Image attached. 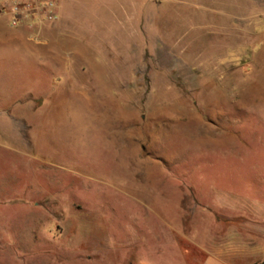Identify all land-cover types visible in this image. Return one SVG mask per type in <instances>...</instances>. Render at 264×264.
<instances>
[{
	"label": "rangeland",
	"instance_id": "obj_1",
	"mask_svg": "<svg viewBox=\"0 0 264 264\" xmlns=\"http://www.w3.org/2000/svg\"><path fill=\"white\" fill-rule=\"evenodd\" d=\"M73 8L61 70L34 46L0 64V264H201L231 224L264 242V0Z\"/></svg>",
	"mask_w": 264,
	"mask_h": 264
},
{
	"label": "crops",
	"instance_id": "obj_2",
	"mask_svg": "<svg viewBox=\"0 0 264 264\" xmlns=\"http://www.w3.org/2000/svg\"><path fill=\"white\" fill-rule=\"evenodd\" d=\"M74 3H76V0H57V18L54 22L48 23V26L51 29L54 28L55 31L54 43H48L47 40L44 43H36L30 40L31 32L34 29L37 30V28L42 29L41 26L43 24L36 26L24 21L18 26L12 27L8 22L9 18L7 16H0V64L1 62L8 61L10 53L14 54L15 51L32 50L34 46L41 47L48 54L54 68L61 70L64 66V61L72 58L77 51L73 47L65 48L64 42H62L64 39L63 34L65 32L73 34L72 32L75 29L73 26L76 23L73 22L75 20ZM109 13L112 14L111 12ZM31 44L33 45L31 46ZM67 50H71V52L65 54ZM0 94L3 93L0 92ZM9 121L8 114L2 119L0 118V127H4V124H8ZM227 226L229 229L225 233L223 228L220 229L223 235L219 234L215 242L204 248L201 264H264V242H253V238L249 239L241 236L242 233L233 224L224 225L223 227Z\"/></svg>",
	"mask_w": 264,
	"mask_h": 264
},
{
	"label": "built area",
	"instance_id": "obj_3",
	"mask_svg": "<svg viewBox=\"0 0 264 264\" xmlns=\"http://www.w3.org/2000/svg\"><path fill=\"white\" fill-rule=\"evenodd\" d=\"M57 0H0V16H7L12 27L22 22L40 26L56 20Z\"/></svg>",
	"mask_w": 264,
	"mask_h": 264
}]
</instances>
